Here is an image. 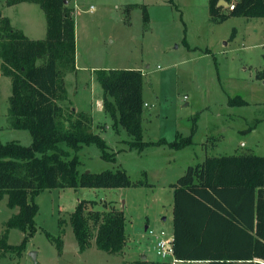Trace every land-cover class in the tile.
<instances>
[{
  "label": "rangeland",
  "instance_id": "1",
  "mask_svg": "<svg viewBox=\"0 0 264 264\" xmlns=\"http://www.w3.org/2000/svg\"><path fill=\"white\" fill-rule=\"evenodd\" d=\"M69 5L76 20L79 71L66 76L68 99L60 104L75 118L81 112L91 116L92 132L107 142V153L114 156L107 159L96 143L85 145L79 152V169L86 174L127 171L133 182L153 186L44 191L36 198L40 206L36 235L21 257L0 251V264H135L144 255L157 261L156 236L163 231L173 236L171 184L208 157L264 156V18L231 17L214 24L209 0H70ZM224 12L229 14V8ZM3 18L31 40L46 38L47 19L39 5L9 7L7 0H0ZM100 70L143 71L148 104L142 116L145 142L170 143L182 135L192 137L194 144L182 150L169 145L142 152L130 149L127 131L102 108L104 92L96 76ZM12 89L11 78L0 71V140L30 147L34 142L30 131L11 125ZM238 97L247 104L231 105ZM82 200L96 201L95 210L116 207L125 212L127 244L122 253L99 250L95 239L89 249L80 251L71 215ZM18 212L8 206L6 196L0 203V238ZM147 227L157 234L151 236ZM47 233L62 235V254ZM24 236L13 229L8 243L18 246Z\"/></svg>",
  "mask_w": 264,
  "mask_h": 264
},
{
  "label": "trees",
  "instance_id": "2",
  "mask_svg": "<svg viewBox=\"0 0 264 264\" xmlns=\"http://www.w3.org/2000/svg\"><path fill=\"white\" fill-rule=\"evenodd\" d=\"M221 1L209 0V14L214 24L224 23L231 17L264 18V0H223L230 5L235 3V9L229 14L219 6ZM65 2L7 0L9 7L29 3L44 10L47 19L44 40H31L22 30L13 27L8 18L0 20V71L11 78L13 86L11 125L17 130L30 131L34 140L30 147L0 140V203L8 196V206L19 209L6 224L0 251L20 257L38 231L36 217L40 206L36 198L44 191L153 186L133 182L127 171L86 174L79 169V152L85 145L96 143L107 159L113 155L107 153V142L92 132L91 116L81 112L75 118L73 113L66 114L60 104L68 99L66 76L78 71L74 8ZM143 9L144 22L148 23L147 8L143 6ZM96 76L104 92L103 109L116 126L127 131L131 137L127 142L130 149L142 152L151 146L169 145L182 150L194 144L192 137L182 135L170 143L166 140L145 142L142 71L100 70ZM230 104L247 103L238 97ZM170 187L174 195L173 250L178 261L264 264V156L208 157L202 164L190 166ZM96 205V201L82 200L71 215L80 251L89 249L95 239L99 250L122 253L127 244L125 212L116 207L99 211L95 210ZM13 229L25 234L18 246L8 243ZM46 235L62 254V235ZM135 264L173 263L141 259Z\"/></svg>",
  "mask_w": 264,
  "mask_h": 264
},
{
  "label": "built area",
  "instance_id": "3",
  "mask_svg": "<svg viewBox=\"0 0 264 264\" xmlns=\"http://www.w3.org/2000/svg\"><path fill=\"white\" fill-rule=\"evenodd\" d=\"M229 10H234L235 9V3L230 5L229 4ZM149 234L151 236H154L155 233L153 230H149ZM159 236H156V250L157 254L160 258L161 261H169L170 258H173L172 263L176 264L180 261H178L175 256H174V250H173V238L168 237L166 235V232H161L158 234Z\"/></svg>",
  "mask_w": 264,
  "mask_h": 264
},
{
  "label": "crops",
  "instance_id": "4",
  "mask_svg": "<svg viewBox=\"0 0 264 264\" xmlns=\"http://www.w3.org/2000/svg\"><path fill=\"white\" fill-rule=\"evenodd\" d=\"M79 71V70H78ZM78 73V72H77ZM142 73H143V71H142ZM148 104L147 103H145V106H147ZM102 108H103V102H102ZM173 191V190H172ZM170 211L172 212L171 214H172V218H171V222H172V224H173V213H174V203H171L170 204ZM164 221H167L168 219H167V217H165L164 219H163ZM150 227H147V229L146 230H150L149 229ZM169 237H171L170 235H169ZM171 238H174V228H173V236L171 237ZM160 260V259H159ZM170 261L172 262L173 261V258H170ZM178 263H180V262H178ZM193 263V262H192ZM198 263H202V262H198ZM203 263H207V262H203Z\"/></svg>",
  "mask_w": 264,
  "mask_h": 264
},
{
  "label": "water",
  "instance_id": "5",
  "mask_svg": "<svg viewBox=\"0 0 264 264\" xmlns=\"http://www.w3.org/2000/svg\"><path fill=\"white\" fill-rule=\"evenodd\" d=\"M67 5L69 4V1L68 0H66V2H65ZM219 6L221 7V6H223L224 8H228L229 7V3H227V2H225V1H221L220 3H219ZM34 258H36V254L35 253H32L31 254ZM147 259V256H143L142 257V260H146Z\"/></svg>",
  "mask_w": 264,
  "mask_h": 264
}]
</instances>
